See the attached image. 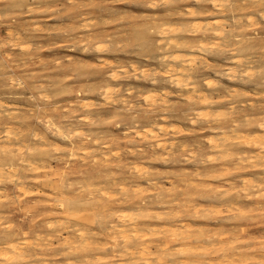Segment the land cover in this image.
<instances>
[{
    "label": "clouds",
    "instance_id": "9594fccd",
    "mask_svg": "<svg viewBox=\"0 0 264 264\" xmlns=\"http://www.w3.org/2000/svg\"><path fill=\"white\" fill-rule=\"evenodd\" d=\"M3 30L0 264H264V0H0Z\"/></svg>",
    "mask_w": 264,
    "mask_h": 264
},
{
    "label": "rangeland",
    "instance_id": "374dc122",
    "mask_svg": "<svg viewBox=\"0 0 264 264\" xmlns=\"http://www.w3.org/2000/svg\"><path fill=\"white\" fill-rule=\"evenodd\" d=\"M49 16H50V14H37V16L35 18L38 19V20H40L42 24H47V25L54 26L56 24V21L54 19H50ZM6 35H7V30L0 31V36H6ZM44 46H45V48H47V44L46 43H45ZM54 51L55 52H62L63 50H61V49H55ZM42 55L44 57H50L51 56V53L45 51ZM244 175H251V174H244ZM192 226L193 227H197L199 225H195L194 224ZM220 241H221V243L230 242V239L226 235H223L222 234L220 236ZM142 251H143V249H142ZM149 251H151V249H149Z\"/></svg>",
    "mask_w": 264,
    "mask_h": 264
}]
</instances>
